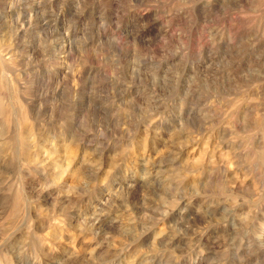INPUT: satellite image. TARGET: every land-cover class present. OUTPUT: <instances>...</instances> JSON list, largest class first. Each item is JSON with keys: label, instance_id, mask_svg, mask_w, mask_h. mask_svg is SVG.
I'll return each mask as SVG.
<instances>
[{"label": "rangeland", "instance_id": "rangeland-1", "mask_svg": "<svg viewBox=\"0 0 264 264\" xmlns=\"http://www.w3.org/2000/svg\"><path fill=\"white\" fill-rule=\"evenodd\" d=\"M0 264H264V0H0Z\"/></svg>", "mask_w": 264, "mask_h": 264}]
</instances>
